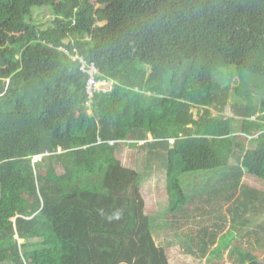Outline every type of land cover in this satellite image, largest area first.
Returning a JSON list of instances; mask_svg holds the SVG:
<instances>
[{
    "label": "trees",
    "instance_id": "16d2710c",
    "mask_svg": "<svg viewBox=\"0 0 264 264\" xmlns=\"http://www.w3.org/2000/svg\"><path fill=\"white\" fill-rule=\"evenodd\" d=\"M98 1L0 0V264H171L174 241L157 242L144 176L117 161L121 145L146 148L147 167L164 160L174 220L155 229L201 197L183 175L225 168L235 188L245 171L264 180V0ZM45 5L54 16L38 22ZM77 55L110 90L89 98ZM236 79L242 101L230 104ZM227 108L241 132H260L252 147ZM242 188L229 210L246 227L259 191ZM214 229L185 232L184 251L211 261Z\"/></svg>",
    "mask_w": 264,
    "mask_h": 264
},
{
    "label": "rangeland",
    "instance_id": "374dc122",
    "mask_svg": "<svg viewBox=\"0 0 264 264\" xmlns=\"http://www.w3.org/2000/svg\"><path fill=\"white\" fill-rule=\"evenodd\" d=\"M101 1L102 0H99L98 3ZM35 11L38 22H47L54 16V12L48 5L38 7ZM236 83L237 79L234 81L233 89L229 91L228 102L230 104L235 103L236 101H242L237 96L238 88L235 87ZM252 83L255 84L254 82ZM256 93L255 96L261 98L264 97L263 89ZM226 112L231 114V108H227ZM238 138L243 139V142L247 147L252 146L251 142H249L245 136L239 135ZM146 152L147 149L143 147L133 149L129 148L127 145H121L117 149L116 159L124 165L132 164L135 160L136 168L143 174L142 193L146 202L145 212L151 217V228L153 226L154 232L156 231L155 237L157 242L163 244L167 240V242H170L171 244L172 240L174 241L168 248L171 264H239L237 260L238 252H233L232 254L229 253L232 247L242 249L244 256L246 255V252H249L259 260L264 261V180L262 178L245 173V176L242 179L243 185L251 186L259 191V201L256 202L257 206L251 204L248 206L250 212L248 213L247 218L251 221L246 227H240L233 222L234 216L229 208L232 207L234 203L228 207V201L223 200L227 199L229 190L223 189L222 180H220V184L215 183V181H218L223 177L222 173L224 172L221 169L225 168H221L217 171H212V175L200 174L196 177H194V174L183 175L181 182L182 185H185L186 191L189 194H200L201 197L199 198L197 196V201L193 204H188V206L182 210L177 217V220L180 221L178 224H174L173 226H168L166 224L164 228L155 229L157 224H163V222L167 223L174 219L173 215L169 213V197L166 188V169L163 164L164 160H154L152 166L147 167L145 161ZM237 164V161L233 159L231 166L237 167L239 166ZM190 176L194 178L192 179ZM210 176L216 180L213 181ZM213 183L214 185L212 188L206 187V184L210 186ZM218 189H222V191L219 193L212 192ZM242 189L243 188L238 186L235 195L240 194V197L242 198ZM215 196H217L218 199H215ZM204 199H210L212 201L207 202V200L205 201ZM261 204L263 205L262 207ZM255 207L258 208L252 211ZM243 216H246V214ZM188 217L191 219H188ZM214 223L215 225H223V228L217 229ZM204 227L210 230H212L213 227L215 228L214 230L217 232V240L214 246L222 242V251L221 249L219 252L217 251L216 256H212L211 261L207 258H198L186 253V251H184L185 244H182V240L185 238V232L194 230V233H196L197 230ZM227 244L228 246L226 247Z\"/></svg>",
    "mask_w": 264,
    "mask_h": 264
},
{
    "label": "crops",
    "instance_id": "0c3cea01",
    "mask_svg": "<svg viewBox=\"0 0 264 264\" xmlns=\"http://www.w3.org/2000/svg\"><path fill=\"white\" fill-rule=\"evenodd\" d=\"M259 104V103H258ZM197 111H198V109L197 108H195L194 109V112L195 113H197ZM211 111H212V113H213V115L214 116H216V115H218L219 114V111H218V109L216 108V107H212L211 108ZM231 112H232V110H231ZM233 113V112H232ZM230 114V113H227V112H225V115H224V117L225 118H227V117H233V118H235V120L233 121V126H234V131H233V135H235V136H239V135H242V136H245L247 139H248V141L249 142H251V144H252V146H253V144H254V139L255 138H258L259 136H260V132H258L256 135H255V137H252V136H249V135H246L245 133H243V132H241V123H240V121H241V116H238V115H236V114ZM260 115H261V112H257L256 114H255V119H252V116L251 117H249L250 118V120H256L257 119V121L258 120H260ZM241 141L243 142L244 140L243 139H241ZM244 143V142H243ZM244 145H245V143H244ZM251 146V147H252ZM247 147V146H246ZM248 148H250V147H248ZM237 161V160H236ZM231 165H232V163H230ZM231 167V166H230ZM212 171H206V174L207 175H212ZM246 173V172H245ZM245 173L243 172V175L241 176V180H240V183H239V187H240V185H241V188H242V179H243V177L245 176ZM220 176H221V174H220ZM222 176L223 177H221V179H219V180H222V181H225L224 183H222V186H223V189H225V190H229V192H228V195H227V199H223V200H226V201H228V207H230V205L231 204H233L234 202H235V200H236V196L237 195H235V192H236V190H237V188H235L234 186L233 187H230L229 186V184H228V181L230 180V178L232 177H234L233 176V174H231L230 176H226L224 173H222ZM225 176V177H224ZM211 178H212V176H210ZM212 180L213 181H215L216 179H214V178H212ZM215 183H217V184H220V182L219 181H215ZM237 186V187H238ZM198 191V190H197ZM222 191V189H218V190H216V192L217 193H219V192H221ZM187 192V191H186ZM187 194H189L188 192H187ZM190 195V194H189ZM221 208H222V206H221ZM230 209V208H229ZM221 228H223V227H221ZM218 229H220V228H218ZM217 240V239H216Z\"/></svg>",
    "mask_w": 264,
    "mask_h": 264
},
{
    "label": "built area",
    "instance_id": "2783aa9c",
    "mask_svg": "<svg viewBox=\"0 0 264 264\" xmlns=\"http://www.w3.org/2000/svg\"><path fill=\"white\" fill-rule=\"evenodd\" d=\"M81 61V69L89 75L86 85V92L91 99L96 92L106 91L111 89V84L97 79L98 69L94 63H89L83 56H76ZM91 101V100H90ZM90 103V102H88ZM255 119V115L252 116ZM257 120V119H256ZM42 155L37 156V159H41Z\"/></svg>",
    "mask_w": 264,
    "mask_h": 264
}]
</instances>
